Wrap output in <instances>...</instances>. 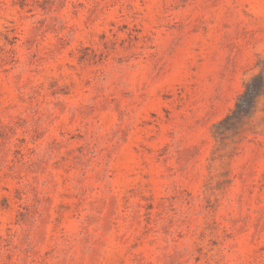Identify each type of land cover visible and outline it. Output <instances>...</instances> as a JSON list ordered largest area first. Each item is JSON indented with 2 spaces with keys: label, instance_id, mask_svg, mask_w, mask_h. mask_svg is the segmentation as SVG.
I'll use <instances>...</instances> for the list:
<instances>
[{
  "label": "rangeland",
  "instance_id": "1",
  "mask_svg": "<svg viewBox=\"0 0 264 264\" xmlns=\"http://www.w3.org/2000/svg\"><path fill=\"white\" fill-rule=\"evenodd\" d=\"M261 68L264 0H0V264H264Z\"/></svg>",
  "mask_w": 264,
  "mask_h": 264
},
{
  "label": "trees",
  "instance_id": "2",
  "mask_svg": "<svg viewBox=\"0 0 264 264\" xmlns=\"http://www.w3.org/2000/svg\"><path fill=\"white\" fill-rule=\"evenodd\" d=\"M245 89L240 94L236 108L233 111V115H245L250 112L254 107L256 99L264 94V68L260 69L259 74L253 76L250 80L245 82ZM241 101H244V105L241 106ZM231 115L228 117L230 118Z\"/></svg>",
  "mask_w": 264,
  "mask_h": 264
}]
</instances>
